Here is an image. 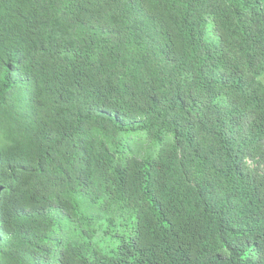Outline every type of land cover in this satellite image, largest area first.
I'll return each mask as SVG.
<instances>
[{"label":"trees","instance_id":"1","mask_svg":"<svg viewBox=\"0 0 264 264\" xmlns=\"http://www.w3.org/2000/svg\"><path fill=\"white\" fill-rule=\"evenodd\" d=\"M264 0H0V264H264Z\"/></svg>","mask_w":264,"mask_h":264},{"label":"rangeland","instance_id":"2","mask_svg":"<svg viewBox=\"0 0 264 264\" xmlns=\"http://www.w3.org/2000/svg\"><path fill=\"white\" fill-rule=\"evenodd\" d=\"M261 79L264 81V74H263V76L261 77Z\"/></svg>","mask_w":264,"mask_h":264}]
</instances>
